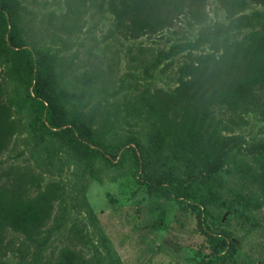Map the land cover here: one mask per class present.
Instances as JSON below:
<instances>
[{"label": "rangeland", "instance_id": "374dc122", "mask_svg": "<svg viewBox=\"0 0 264 264\" xmlns=\"http://www.w3.org/2000/svg\"><path fill=\"white\" fill-rule=\"evenodd\" d=\"M16 1L24 38L53 57L59 85L68 95L67 109L82 112L86 125L102 135L105 156L97 157L90 171L59 141L34 140L28 132L32 110L27 93L9 75V54L0 53V114L5 112L14 126L0 150V188L20 184L24 199L56 190L36 242L11 228L3 231L0 264H54L62 249L88 264H264V202L258 209L210 203L202 218L188 201L168 193L169 184L162 185V193L151 192L139 175L185 180L186 165L165 153L154 154L145 139V123L126 117L123 110L124 101L145 88L168 92L179 85L187 51L175 53L173 48L195 42L205 28L230 22L216 0L206 1L202 24H189L182 16L171 28L137 39L115 32L108 0H97L69 34L48 22L51 14L65 13L64 0ZM253 11L264 12V6L251 4L244 14ZM4 29L0 22V36ZM202 51L207 45L192 52ZM159 56L146 76L145 67ZM92 72L100 79L89 92L81 79ZM245 120L232 136L245 146L264 145V110L248 113ZM129 137L138 145L120 149L113 158L108 152ZM222 176L238 188L236 179ZM199 225L224 237L229 248L212 254Z\"/></svg>", "mask_w": 264, "mask_h": 264}, {"label": "trees", "instance_id": "16d2710c", "mask_svg": "<svg viewBox=\"0 0 264 264\" xmlns=\"http://www.w3.org/2000/svg\"><path fill=\"white\" fill-rule=\"evenodd\" d=\"M206 1L108 0L107 6L115 32L125 39H137L171 28L182 16L189 19V24H202L207 18ZM216 2L230 22L205 28L195 42L173 48L175 53L187 51L179 68V85L168 92L145 88L123 103L126 117L145 123V139L152 152L182 161L188 173L185 180L171 175L139 177L153 193H162V185L169 184L172 189L168 193L188 201L202 218L208 216L206 205L210 203L218 202L228 209H235V205L258 209L260 201L264 202V145L245 146L232 136L235 129L246 124L248 113L264 110V12L244 14L251 4L264 6V0ZM97 3L64 0L65 13L51 14L48 22L69 34L78 27L79 18ZM0 22L5 26V33L0 36V53L9 54V75L26 91L31 104V137L36 141H59L92 171L94 160L105 156L102 135L86 125L82 112L67 109L68 95L59 85L54 59L48 51L29 46L16 0H0ZM245 30L248 32L239 38ZM204 45L207 51L192 52ZM160 58L145 67L146 76L157 67ZM99 79V74L92 72L81 81L90 92ZM13 132L14 126L3 112L0 150ZM131 144L138 145L133 137L108 153L114 158L120 149ZM222 174L236 179L238 188L229 185ZM55 191L50 189L48 194L24 199L20 184L0 188V244L6 228L36 242L49 217L50 197ZM199 229L212 254L219 256L229 248L224 237L205 231L200 225ZM54 264L88 263L75 252L62 249Z\"/></svg>", "mask_w": 264, "mask_h": 264}]
</instances>
